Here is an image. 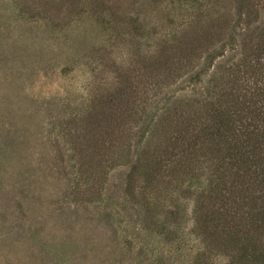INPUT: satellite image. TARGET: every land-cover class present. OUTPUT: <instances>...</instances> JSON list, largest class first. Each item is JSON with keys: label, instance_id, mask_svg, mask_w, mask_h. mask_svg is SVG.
I'll use <instances>...</instances> for the list:
<instances>
[{"label": "rangeland", "instance_id": "1", "mask_svg": "<svg viewBox=\"0 0 264 264\" xmlns=\"http://www.w3.org/2000/svg\"><path fill=\"white\" fill-rule=\"evenodd\" d=\"M169 1L0 0V264H194L203 251L192 200L170 190L145 199L131 176V157L142 160L156 140L148 131L140 142L144 115L110 133L106 160L87 155L111 122L105 94L129 84L130 57L172 37L179 11ZM234 53L227 47L215 64ZM148 93L135 91L131 106L142 109Z\"/></svg>", "mask_w": 264, "mask_h": 264}, {"label": "trees", "instance_id": "2", "mask_svg": "<svg viewBox=\"0 0 264 264\" xmlns=\"http://www.w3.org/2000/svg\"><path fill=\"white\" fill-rule=\"evenodd\" d=\"M169 4L179 11L172 37L154 54L130 57L129 84L107 92L101 104L111 110L107 135H94L87 155L103 152L106 160L116 139L110 133L144 115L140 142L148 131L156 140L142 160L131 157V176L139 178L145 199L170 190L192 200L193 228L204 244L194 264H214L219 256L229 264H264V0H170L165 8ZM227 47L235 53L215 64ZM178 81L193 88L175 97L166 88ZM144 88L150 93L142 109L131 106L134 92ZM167 213L169 225H178L177 206ZM169 233L174 238L175 228Z\"/></svg>", "mask_w": 264, "mask_h": 264}]
</instances>
